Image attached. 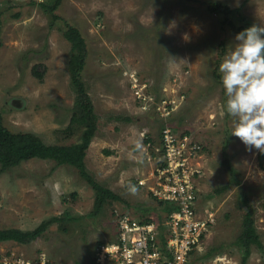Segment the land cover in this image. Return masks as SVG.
<instances>
[{
    "label": "rangeland",
    "instance_id": "1",
    "mask_svg": "<svg viewBox=\"0 0 264 264\" xmlns=\"http://www.w3.org/2000/svg\"><path fill=\"white\" fill-rule=\"evenodd\" d=\"M52 1L0 0L3 123L46 144L80 140L82 127L70 124L77 92L69 69L68 27L79 28L89 50L82 80L98 116L84 164L123 200L109 201L95 214V190L81 170L54 159H30L0 173V229L33 230L56 218L28 244L0 242V264L15 254H42L57 264H93L97 242L115 233L117 211L157 217L158 202L139 180L150 183L156 162L152 145L166 124L179 134L189 131L204 145L205 152L190 162L200 170L198 212L203 219L214 214L215 221L198 258L203 264H264V169L258 150L247 151L230 134L234 118L225 114L218 72L239 28L264 25V0H61L56 20L41 6ZM214 4L222 6L220 12L211 9ZM36 68L44 72L43 80L35 76ZM131 73L147 80L157 98L176 101L175 110L163 117L143 109L131 88ZM227 143L240 185L223 163ZM106 149L113 153L107 155ZM226 185L224 192H215ZM240 187L255 210L248 241L240 239L246 214ZM209 250L215 254L204 257Z\"/></svg>",
    "mask_w": 264,
    "mask_h": 264
},
{
    "label": "built area",
    "instance_id": "2",
    "mask_svg": "<svg viewBox=\"0 0 264 264\" xmlns=\"http://www.w3.org/2000/svg\"><path fill=\"white\" fill-rule=\"evenodd\" d=\"M130 77L131 88L143 109L163 117L175 110L176 101L165 96L157 98L137 73ZM172 126L164 125L158 144L152 145L156 162L150 183L139 180L141 185H148L158 203L169 204L171 209L162 218L117 211L115 233L97 243L93 264H203L198 250L215 216L211 213L203 219L198 212L201 195L196 173L200 177V170L190 162L202 153L203 145L190 134H179ZM1 264L57 263L42 254L35 258L15 254Z\"/></svg>",
    "mask_w": 264,
    "mask_h": 264
},
{
    "label": "trees",
    "instance_id": "3",
    "mask_svg": "<svg viewBox=\"0 0 264 264\" xmlns=\"http://www.w3.org/2000/svg\"><path fill=\"white\" fill-rule=\"evenodd\" d=\"M32 3L36 4V2ZM60 3L61 0H54L51 3L42 2L41 6L45 7L46 9H49L51 14L53 15L54 20H56L58 16L57 14H55V11L58 9ZM221 7L222 6L218 4H214L211 9L214 12H220L219 8ZM224 9L225 12L230 11L228 7H224ZM246 27L248 26H242L239 28L238 31ZM68 30L72 33V35L69 37L71 42V58L69 61L71 83L73 84L77 92V107L74 109L70 124H78L82 127L83 131L80 136V140L73 145L46 144L39 138H37L36 135L33 133L12 132L4 125L3 117L0 112V173L8 172L14 167L20 165L22 162L34 158L54 159L58 161L59 164L75 165L81 170L83 176L85 177L89 185H91V187L95 190L96 196L94 201V213L96 214L99 213L103 209L104 205L109 201H121L123 200V198L113 190L104 187L100 182H98L93 175L89 174L84 164L86 150L90 146V143L92 141V138L94 137L95 131L98 126V116L95 112V107L91 96L87 92L85 84L82 80V73L85 69L87 57L89 54L87 41L82 35L79 28L69 25ZM33 71L35 76L39 80H43L44 72L38 71L37 68L33 69ZM138 76L143 80L142 76H140L139 74ZM172 127L177 130L175 126ZM185 133L190 134L189 131H185ZM227 145L228 143L223 147V163L226 165V168L229 172L232 181L240 185V180L237 177L236 170L231 164L229 155L227 154ZM105 151L107 155H111L113 153V151L110 149H106ZM201 152H205L204 145ZM258 159L260 167L264 169V154L259 153ZM228 185L216 189L215 192H224L228 189ZM76 194L77 193L74 192L73 196H76ZM240 199L246 209V214L243 221L245 231L240 236V239L241 241H248L249 236L247 234L248 232L252 231L254 227L255 210L251 204L249 195L242 187H240ZM168 205L169 204L158 203V207L160 210V214H158L159 218L163 217V214L161 212L164 213L171 209V207ZM54 220H56V218L44 220L33 230H23L19 228L0 229V242L15 241L20 244H28L33 240L37 239L39 236H41ZM215 251L209 250L206 254H204V257H210L211 252L213 253L212 255H214ZM200 259L203 260V258ZM245 262L246 261H244L242 264H245Z\"/></svg>",
    "mask_w": 264,
    "mask_h": 264
},
{
    "label": "clouds",
    "instance_id": "4",
    "mask_svg": "<svg viewBox=\"0 0 264 264\" xmlns=\"http://www.w3.org/2000/svg\"><path fill=\"white\" fill-rule=\"evenodd\" d=\"M226 49L218 72L226 97L225 114L234 118L230 134L247 151L264 154V25L253 23L240 30ZM140 147L137 143L136 149Z\"/></svg>",
    "mask_w": 264,
    "mask_h": 264
},
{
    "label": "bare ground",
    "instance_id": "5",
    "mask_svg": "<svg viewBox=\"0 0 264 264\" xmlns=\"http://www.w3.org/2000/svg\"><path fill=\"white\" fill-rule=\"evenodd\" d=\"M207 236V235H206ZM205 241H206V237H205Z\"/></svg>",
    "mask_w": 264,
    "mask_h": 264
}]
</instances>
